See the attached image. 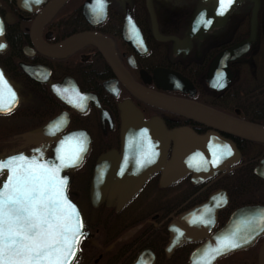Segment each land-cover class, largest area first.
<instances>
[{"label": "flooded vegetation", "instance_id": "af4514ba", "mask_svg": "<svg viewBox=\"0 0 264 264\" xmlns=\"http://www.w3.org/2000/svg\"><path fill=\"white\" fill-rule=\"evenodd\" d=\"M50 1L0 0V44L4 45L0 48V73L7 81V85L0 83V102L5 105L0 110V161L21 154L29 156L44 141L49 144L45 158L52 159L57 137L45 138L39 131L58 115L67 119L60 135L72 131L87 135L90 145L82 163L62 173L68 179V196L79 207L75 190L83 192L91 209L88 214L79 207L86 236L81 238L72 264H130L143 250L154 255L153 264L160 262L161 255L164 261L178 255L181 264L199 243L180 244L167 255L168 227L179 215L217 192L223 193L224 207L218 211L214 230L240 206H264L237 201L233 207V195L249 197L257 193L264 197V180L242 188L232 180L234 173L264 158V145L222 133L217 134L233 144L238 157L226 162L220 171L197 177L195 168L162 183L175 146L171 137L163 168L149 175L123 205H118L120 189L108 199L112 177L105 178L108 183L102 201L93 206L90 200L98 159L108 152L120 156L124 105L138 111L142 123L159 119L166 132L187 130L198 138L214 132L142 102L122 83L121 70L151 91L192 99L264 126V0H238L223 23H214L208 31H199L193 37L189 34L194 14L206 9L204 19L217 22L212 4L203 6L202 0H64L42 26L40 41L56 45L77 34L99 35L111 43L120 67L117 75L95 46L85 45L62 58L47 57L36 48L32 24ZM244 45L247 48L241 51ZM239 46L240 55L232 59L222 56ZM26 65L47 69L49 81L60 85L57 91L62 100L47 83L30 80ZM211 67L213 80L209 86ZM170 72L187 79L189 90L168 81L164 75ZM9 87L15 93L14 100ZM111 172L115 170L107 176ZM8 176L7 168L0 169V188ZM234 187L240 189L234 192Z\"/></svg>", "mask_w": 264, "mask_h": 264}, {"label": "water", "instance_id": "95a60500", "mask_svg": "<svg viewBox=\"0 0 264 264\" xmlns=\"http://www.w3.org/2000/svg\"><path fill=\"white\" fill-rule=\"evenodd\" d=\"M63 1H50L34 20L31 35L35 41L36 48L47 57L62 58L80 47L92 45L101 52L108 65L117 75V69H120V67L117 66L111 43L99 35L92 33L77 34L56 45H47L40 41L42 26L50 19ZM237 1L232 0V4L227 7V10L221 13L220 0H202L203 6L212 4L213 14L216 15L217 22L214 21L212 23L211 19H204L207 10L203 9L191 18L189 37H193L199 31H208L213 27L214 23H223L226 15ZM148 2L149 0H147ZM240 48L242 47L239 46L235 52H233L234 50L225 52L222 56L232 59V57L240 55L238 54ZM246 48L247 46L244 45L241 51ZM24 70L30 80L43 84L47 83L50 91L62 100V95L57 91L60 85L49 81L50 74L47 69L41 66L26 65ZM213 70L214 67H211L208 71L207 84L209 86L212 85ZM120 74V79L125 87L142 102L208 127L214 132L204 138L195 137L187 130L176 133L166 132L159 119H154L149 123H142L140 113L130 105H124L125 114L121 131V153L117 158L113 152H108L98 159L90 190V200L93 206H97L104 198L110 177H112V181L108 191V199L112 198L113 194L120 189L118 205H123L150 174L163 168L168 140L171 137L175 140V146L172 160L168 163L166 172L163 173L162 183H166L181 173L195 168H198L197 177L213 174L215 171L220 170L226 162L236 160L238 153L233 144L222 139L217 133L264 145V126L262 125L236 119L190 100L151 91L135 84L123 70H121ZM164 77L177 87L187 91L190 88L189 81L179 74L170 72L166 73ZM79 107L81 108V106ZM66 123V116L58 115L44 124L39 131L40 135L45 138L57 137L55 147L52 149V159L45 158V151L49 145L45 141L41 146L31 150L29 156L25 157L29 159L36 157L39 161L50 165H59L61 160L58 157L64 158V164L60 167L58 175L64 179V196L75 207L82 224L80 212L66 193L68 179L62 173L64 171H72L80 165L89 149L90 143L83 131H72L60 135L62 130L65 129ZM81 148L82 150H80ZM227 149L231 150V154H227ZM69 160H74L75 162L69 163ZM110 170H115V172H111L107 176ZM253 174L264 180V158L253 169ZM105 178H108V180L106 181ZM222 196L223 193L221 192L211 195L206 202L181 214L169 225L167 254L182 243L202 240V244L189 254L187 264H215L218 259L230 253L251 247L258 238L264 235V207L260 205L237 208L229 215L224 225L210 235L216 222L217 212L223 207V203H221ZM82 229L83 224L80 229L81 234L79 235L78 243L81 237L86 236V232H83ZM225 237L234 238L239 246L216 255L213 249L217 248ZM77 250L78 244L75 248V254L68 258L67 264H72ZM213 256L215 257L214 259ZM153 263V254L148 250H144L137 255L131 264ZM257 264H264V241L258 250Z\"/></svg>", "mask_w": 264, "mask_h": 264}, {"label": "snow or ice", "instance_id": "6c2138e0", "mask_svg": "<svg viewBox=\"0 0 264 264\" xmlns=\"http://www.w3.org/2000/svg\"><path fill=\"white\" fill-rule=\"evenodd\" d=\"M231 4L232 0H220L221 13ZM0 83L7 85L2 73ZM8 91L14 100L15 93L10 87ZM4 108L0 102V110ZM226 152L231 154L230 149ZM58 159L61 164L50 165L21 154L0 161V169L9 170L0 188V264H67L75 254L82 224L64 196V179L58 175L64 158ZM238 246L234 238L225 237L213 251L219 255Z\"/></svg>", "mask_w": 264, "mask_h": 264}, {"label": "rangeland", "instance_id": "374dc122", "mask_svg": "<svg viewBox=\"0 0 264 264\" xmlns=\"http://www.w3.org/2000/svg\"><path fill=\"white\" fill-rule=\"evenodd\" d=\"M187 9L188 6H185L184 10L186 11ZM75 191L77 192L76 201L79 204L80 209H84L88 214H91V209L88 205L85 194L77 190ZM180 262L181 260L178 258V255L173 256L168 261H164L161 255L160 262L158 264H180ZM216 264H257V248L254 247L246 251L234 253L226 258L219 260Z\"/></svg>", "mask_w": 264, "mask_h": 264}, {"label": "trees", "instance_id": "16d2710c", "mask_svg": "<svg viewBox=\"0 0 264 264\" xmlns=\"http://www.w3.org/2000/svg\"><path fill=\"white\" fill-rule=\"evenodd\" d=\"M249 144H254V143H250L247 142ZM257 161V159H255V162ZM256 165L255 163H252L251 166H248L247 168L245 167L244 170H241L240 172L234 173L233 176V182L234 184L237 185H241V188L243 185H259L262 184L263 182L260 181L258 178H256L253 173H252V167ZM237 188V189H236ZM240 189V187H234V192L238 191ZM253 191L252 189L250 190V192ZM234 198V202H233V207L237 206L238 204H236L237 201H239L240 203L243 204H262L264 205V197L258 195L257 193L252 194L250 193L249 197H238L236 195H233ZM238 199V200H237ZM232 207V208H233ZM256 248L258 247V245L255 246ZM186 261V259L184 260V262Z\"/></svg>", "mask_w": 264, "mask_h": 264}]
</instances>
